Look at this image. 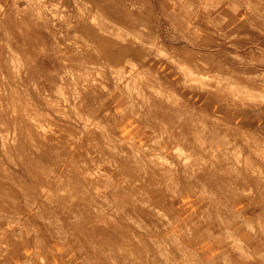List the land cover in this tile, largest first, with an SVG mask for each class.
I'll list each match as a JSON object with an SVG mask.
<instances>
[{
	"label": "rangeland",
	"instance_id": "1",
	"mask_svg": "<svg viewBox=\"0 0 264 264\" xmlns=\"http://www.w3.org/2000/svg\"><path fill=\"white\" fill-rule=\"evenodd\" d=\"M241 1L243 5L248 4L252 9L253 15L258 17L260 24L255 26L258 27V31L262 36L264 34V0ZM161 8L162 6L159 0H0V177L9 181L6 183L7 187L13 190L11 195L6 193L5 190H2V193H0L3 198V201L0 198V223L4 224L3 227H0V232L10 225L17 230V238L20 237L19 234L23 236L33 235L37 237V243L40 245L42 244L40 240L41 233L38 231V222L40 220L42 225L46 226V228L48 227L47 231L49 233L57 236L60 240H66L69 238L70 232L56 228L58 223L54 220L55 214L52 209V205L55 203L61 208L64 207L69 211L79 214L85 212L90 213L93 215L92 218L94 217V213L99 211L100 208L98 207L102 208L100 212L105 216L107 210L112 209L113 211H117L118 207L131 208L141 205L143 208L149 207L148 211L152 209L156 213L159 220L158 224L169 222L171 227L178 230L176 226L179 223L174 222L173 217L169 215L170 210H164L163 206L166 205L165 203L169 199H173L178 194L179 188H181L182 179L178 167L182 163H184L185 167L190 166L182 161L184 160V153H179L180 150L175 149L176 155L177 153L179 155H177L175 167L178 170L180 182L178 186L173 185L171 187H169L167 181L163 184H158L153 173H149L150 175L147 174V176L139 175L140 172L137 170L138 167H136L137 160L134 157L138 154H147L149 155V159H152L154 155L163 153L169 157L166 151L174 150L176 146L178 147L176 145V142H179L178 136L173 135L170 137L171 141H173L172 143L166 142L167 140L165 139H154L152 141L153 143L151 142V144L145 147L134 143L132 139L123 140L117 138V134L107 121L112 116L110 107L104 108V114L98 121L97 118L94 121L91 120V114H89L92 107L102 104V98L105 96L109 97L107 98V103H111V101L120 100L122 95L125 94L126 99L123 102L126 105L129 103L133 104V98L130 99L128 91L130 89L132 91L136 86L131 83L130 88H128L125 83L126 78L128 77L127 79H129L137 67L135 64L133 65L131 59H128V57L125 58L126 50L124 49V45L126 43L141 48L142 54L153 51L154 54H158L161 57L172 58L170 54H167L166 51L164 52L161 46L158 47L151 40L154 35L153 28L162 19V15L158 14L157 11ZM165 8H184L180 12V16L187 21H190L192 16L193 23L195 24L192 31L194 30L196 36L202 37L200 40L202 46L212 47L213 52H215L214 55L218 56L213 59V74H216L215 78L227 76L238 82H246L247 80L248 83L250 82L252 84L262 83L264 80V72H249L246 75L227 74L226 76L221 73L222 70L224 71L223 63L230 64V66L235 68L238 66L245 67V65L255 66L260 63L257 60L252 62L249 58H242L224 52L227 47H238V43L236 42L238 37L248 36L251 38V35H248L249 33L241 34L235 29L225 32L214 19L206 22L208 24L211 23L212 26L205 27L201 23L202 19L198 20L196 17L197 14H194V10L192 11L193 7L188 4L185 6L177 5L175 1L167 0L165 7L163 6V9ZM108 14L110 16L114 15V18L112 16L108 17ZM166 19L171 21L169 15L166 16ZM181 35L188 36V33H182ZM190 35H193V32ZM53 62H55L54 67L47 68ZM111 62H118V65H120L117 66L116 64L111 66ZM127 68L129 72L125 74ZM150 73L148 71L144 73L146 77L144 79L146 80L145 83L149 87H151V83L153 82L150 78L153 73ZM155 76L153 75L152 78ZM157 78L156 76L153 79L155 80ZM190 79L194 80L187 76L186 80ZM149 81L151 82L148 83ZM197 81L195 80L194 82L196 83ZM199 82L198 85L202 87L201 89L204 91L213 90V93H216V96L218 95L216 101L217 111L215 113L217 119L215 120L219 128H223L226 131L225 128L228 123L221 117L224 113L223 111L228 108L230 109L226 113L229 116H235L237 113L239 115H247L249 112L256 115L257 109L263 110L261 113L264 115V95L257 96L253 93L248 94L247 88L241 87L239 83L235 82L232 86L235 90V96L228 97L230 98L231 104L226 108L223 105L225 98L222 99L220 96L221 92H215L213 88L204 87ZM53 83L55 84V90L50 91L49 88ZM41 85L42 92L39 94L45 106L43 104L40 108L38 103L33 100V96H36L35 94H37V90L41 88ZM117 85L119 87L116 88ZM154 91L161 95L163 94L161 89H154ZM174 96L175 94L171 96L173 100H175ZM175 97L177 100L178 97ZM103 105L105 107L107 106L105 104ZM134 113L136 114L137 112L134 111ZM201 115L202 117L209 116L203 110L201 111ZM136 116L143 118L138 114ZM228 131L234 134L231 138L226 132H223L214 137L210 145H207L204 139L200 141L202 139L201 137L197 138L198 141L195 142L199 147L210 146L211 148L214 146H218L219 148L223 145L227 146V144L231 145L234 138L239 141L237 144L248 145L254 143L253 138L249 135H244L241 129L230 128ZM256 134L255 142L259 145H264V134L261 132H256ZM82 138L102 140L95 141V143L90 144L92 146L83 148L79 145L80 143H76L78 139ZM261 141L263 144H261ZM157 142H161V144H157ZM174 142L175 144H173ZM256 143L254 144L257 145ZM52 144L56 146L55 149L49 148ZM128 144L133 146L130 147L131 145L129 146ZM171 144L173 145L171 146ZM61 145L67 146L61 147ZM179 145L180 147H176L177 149L182 148L180 142ZM135 149H137L136 152L133 151ZM144 149L147 150L145 151ZM256 150H259V148ZM120 152L125 157L129 156L128 154L132 155L133 159L130 161L135 162H133L132 166L130 165V169H127V162L119 160L121 156L117 153L121 154ZM115 153L118 158L117 162L114 161L116 160ZM215 154L219 155L217 153ZM80 155L86 156L89 160L84 162L82 159H79L81 161L77 159L79 163L72 162V160L74 161V157H79ZM231 155L226 154L227 157ZM197 156L192 158L194 159L196 157L201 162L197 163V166L196 163L191 165L195 166L197 170L203 167L206 161L208 163L207 165L210 163L213 164L214 162L226 164V166L228 164V162L218 160L219 156H216L217 161L215 160V156H213L214 158L210 157V161L205 159V162L203 161L204 159H200L202 157ZM231 157H228L231 159L229 163L232 162ZM41 160L43 161L41 162ZM118 162H125V165L122 163L124 167L122 165V167L120 166L121 170L123 168L129 171L127 172L125 170V173L122 172L124 174L121 173L123 178L121 180V186L125 185L128 187L131 185L136 189L137 193L119 190L117 187L118 178L116 173L110 174L105 170L113 171L116 168L120 169V167H117L120 165ZM67 163L70 164L69 180L63 187L60 186V189H51L54 181L53 178H55V170L64 168ZM236 163L238 164V162ZM82 168L85 169L84 175L82 174ZM134 168L136 171H134ZM151 168L154 170L153 166ZM104 171L107 172L105 173ZM131 171L132 173L133 171L134 173L138 171V177L134 176ZM244 172L246 174H252L254 179L258 181V184L264 188V174H261L255 169H245ZM127 176L131 178L130 184L127 183L130 180L128 178L126 180ZM142 177H144L146 183L139 181ZM96 183L99 186L98 188L93 186ZM150 184H152L153 191L147 188ZM241 186L243 192L240 187L235 186L233 189L229 188L226 190L227 195L232 196L238 195L239 193L247 195L246 192L249 195L250 193L258 192L254 187L251 188V185L246 187L243 184ZM249 188L250 190L246 191ZM85 190L88 191L89 195ZM147 191L151 194L150 197L146 195ZM164 192L167 194L166 202V198L165 200L155 198L156 194H163ZM173 192L176 194H173ZM204 193L206 194V192ZM43 194L47 196L44 195L42 197ZM127 194L134 195L130 199L127 198ZM40 197L42 198L39 199ZM93 199L97 200L98 205L92 203ZM39 200H42L44 206ZM65 200L71 201L68 205L62 206L61 204ZM151 200L159 203L150 205ZM46 201L47 204L45 205L44 202ZM71 202L74 206H72L73 204ZM7 203L12 210H7ZM160 203H163L162 207H159ZM38 204H40V207L37 206ZM83 205L86 210L83 209ZM29 208L32 214V220L30 218L26 219V214H24L25 209ZM160 208H162V213L158 211ZM48 218H51L53 221L49 223ZM104 218L95 220L94 226L90 224L91 226L89 228L81 227L74 229L78 233L76 234L78 240L80 237L84 238L81 246L86 247V251L90 252L86 243L94 235V230L96 233L101 231V235L98 234L95 238L98 246V243L103 244V238H105V234L109 230L108 228H112L108 225L102 226ZM84 219V223H88L87 214L84 216ZM88 220L91 221L92 219ZM222 222L225 221L223 220ZM49 224L53 227L49 228ZM158 224H148L147 226L137 223L135 224L134 230H136V233L138 232L139 237L146 239L149 236L148 234H150L146 230L154 228ZM182 225L183 223L181 227ZM88 230L90 231L88 232ZM211 233L212 229H209L208 225L205 234L209 237ZM222 236L226 240L230 238L228 241L232 242L233 247L236 245L240 252L243 250V242H241L235 233L224 234ZM121 237L126 238V236L122 235ZM231 238L235 239L232 240ZM183 239L196 252L197 259L192 258L189 246L183 245L184 248H180L182 245L174 241L168 243L169 248L164 247L163 249V247L159 246L160 249H158L157 243H155H159V237H157L153 241L144 240L141 244L136 241V245L142 246L141 250L135 256L127 255L124 264H159L158 261H161L160 264H199L200 262L204 264H236L234 259H231L230 253L221 251L217 255L212 254L208 261H204L194 244V240L190 244L189 240L186 238ZM166 248H168V251ZM181 251H184L185 256ZM163 252L164 254H168H165L166 256L161 255L160 253ZM183 256L185 258L184 260ZM146 257L148 258L147 261L145 260ZM193 259L195 260L192 261ZM240 259L247 263L258 260L249 254L241 255ZM100 260L104 261L103 263L105 264H113L112 262L114 264H121L116 261L120 260L116 259V256L114 259L110 258V251H104L101 258L98 259V262ZM199 260L200 262H198ZM90 263L93 264L92 258Z\"/></svg>",
	"mask_w": 264,
	"mask_h": 264
},
{
	"label": "crops",
	"instance_id": "2",
	"mask_svg": "<svg viewBox=\"0 0 264 264\" xmlns=\"http://www.w3.org/2000/svg\"><path fill=\"white\" fill-rule=\"evenodd\" d=\"M173 1L177 5L185 6L188 4L192 6V11L194 10V14H197L198 20L202 19L201 23L205 27L212 26L211 23L208 24L206 22L214 19L225 32L235 29L238 33H249L248 35H251V38L248 36L238 37L236 41L238 47H227L224 52L242 58H249L252 62L257 60L260 63L255 66H238L239 68L223 63L224 71L222 70L221 73L226 76L227 74L246 75L249 72H264V65H262L264 63V34L261 36L258 27L255 26L259 25L260 21H258V17L253 15L252 9L248 4L243 5L241 0ZM159 3L162 8L157 11L158 14L162 15V19L153 28L154 35L151 40L174 58L161 57L158 54H154L153 51L142 54L141 48L126 43L124 45V49L126 50L125 58L130 57L136 60L139 63V67H146L149 72L158 78L154 80L150 77L154 84L152 87L147 86L145 83L140 84L143 96L138 93L139 91L135 87L132 91L131 89L128 91L130 99L133 98V104L129 103L126 105L123 102L126 99L125 94L122 95L120 100L111 101V103H107L108 96H105L102 98L100 106L95 105L91 108V112L89 113L91 114L90 118L93 121L97 118L98 121L104 114V108L110 107L112 116L107 121L119 139H132L134 143L146 146L151 144L154 139H165L167 140L166 142H172L170 137L177 135L178 137H176L182 145L180 153H191L193 156L199 155L204 159H210L215 153L219 155L233 154L235 156L231 157L232 162H228L227 166L226 164L219 163L213 165L205 163L203 167L197 170L195 166L190 165L185 167L181 164L178 169H180L182 183L178 194L168 201L167 194L155 195V198H162L164 200L166 198V205L163 206V203H160L159 207L163 206L164 210H170L169 215L173 217L174 222L179 223L176 226L178 230L171 227V224L168 226V222L158 224L159 220L156 213L152 209L148 211L149 207L143 208L141 205L131 208L118 207L117 211H113L112 209L107 210L106 217L104 216L102 226L108 225L112 227L108 228L109 230L105 234L106 241L109 236V240L118 241V238H120L122 242L124 237H121V235L127 238L133 232L139 237L138 232L136 233V230H134L135 224L139 223L140 225L145 224L148 226V224L156 223L158 225L151 229H157L158 232L153 236L149 235L146 239L142 238L143 240L149 241L157 239V237H159V241L161 239L166 240L172 235L177 238L181 245L189 246L183 238L189 240L190 244L194 240V244L204 261H208L212 254L217 255L221 251L230 253L231 259H234L236 264H264V203H261V200L264 201V188L262 186L259 187L258 181L254 179L252 174L244 172L245 169H255L257 171L260 170V173L264 174V157L256 153V148L258 147L262 149L260 152L263 151L262 153H264V145L237 144L239 141L235 140V136L231 145L227 144V146L223 145L219 148L218 146H214L213 148L199 147L195 142L197 138L201 137L207 145H210L214 137L223 132H226L231 138L234 134L228 131L230 128L241 129L244 135H249L254 140L256 132L264 134V115L261 113L263 110L257 109L256 115L252 112H249L250 114L247 113V115H239L236 112L237 115L229 116L226 112L230 109L227 106L231 102L230 98H225L223 105L228 109L223 111L224 113L221 118H224L229 125L227 124L226 131L218 127L215 120L217 119V115L215 114L217 111V97L215 93L209 90L204 91L197 83L194 84L186 81L187 74H185L187 71L188 73L191 71L190 73L193 74L201 71L212 75L214 70L213 59L218 56L214 55L215 52H213L212 47L202 46V42H200L202 37L196 36L194 30L192 31L195 25L192 16L191 22L180 16V12L184 8L163 9L167 0H159ZM167 15L170 16L171 21L166 19ZM112 18H114V15ZM192 32L193 35H190ZM182 33H188V36H182ZM54 63L49 64L47 68H53ZM182 63L186 65V68L183 67ZM137 81L139 80L137 79ZM54 83L49 88L50 91L55 90ZM240 83L248 87L250 86L257 96L264 95V80L262 83L255 84L248 83L247 80ZM128 84V88H130V83ZM154 89H161L163 94L155 92ZM41 92L42 85L37 90L36 96H33V100L38 103L40 108L44 104L39 94ZM172 94H175L179 98L178 102L172 99ZM103 104L107 106L105 107ZM202 110L208 113L209 116L202 117ZM134 111L137 113L135 114ZM231 111L233 112L232 109ZM137 114L143 118H138ZM101 140L82 138L78 139L76 143H80L81 147L86 148L92 146L90 145L91 143ZM254 143L256 142L254 141ZM63 146L67 145H61V147ZM49 148L55 149L56 146L52 144ZM166 152L170 158L163 153L154 155L151 160L167 158L173 160L176 165V158L179 155L177 156L174 150H167ZM237 154L240 156L236 157ZM134 157L135 160L138 159L137 156ZM147 158H149V155L144 157V159ZM77 159H82L84 162L89 160L86 156L80 155L79 157H74V161L72 162L79 163L81 161H77ZM121 159L128 162V166L130 165L129 161L133 158L130 156L129 159H126V157L123 158L121 156ZM236 160H239V162ZM139 163L137 161L136 166L141 165V162ZM58 170H62V168ZM105 170L110 174L116 173L119 190L137 193L136 189L131 185L128 187L125 185L121 186V180H123L121 172L125 170H120L119 168L113 171ZM157 176H161V173L158 172ZM175 176L176 182L173 181L172 177L168 176H164V178L159 177V180L162 184L167 181L169 187L173 185L178 186L180 176H178L176 167ZM7 182L9 181L0 177V193H2V190H5L6 193L11 195L13 190L7 187ZM143 183H146V181ZM243 184L246 187L251 185V188L254 187L258 192L250 193L249 195L242 193L232 196L227 195V189H233L235 186L240 187ZM147 188L153 191L152 184L148 185ZM133 195L127 194V198L131 199ZM146 195L148 197L151 196L148 191ZM0 198L3 201L2 194ZM39 202H42V200H39ZM150 202V205L159 203L154 200ZM44 204L46 205L47 201ZM6 207L7 210H12L8 203ZM52 209L55 214L54 220L58 223L56 228L70 232L69 238L60 240L57 236H53L47 231L48 227L46 228V226L42 225L39 220L38 231L41 233L40 240L42 242L39 245L37 237L33 235H25L23 240H19V237L17 238V230L9 225L0 232V264H91V258L94 263H97L98 254L86 251V247L81 246L84 238L80 237L78 240L76 237L78 233L74 230L81 227L89 228L91 225L94 226V217L91 221L87 220L88 223L85 224V213L79 214L69 211L64 207L61 208L56 203L52 205ZM158 211L160 213L163 212L162 208ZM24 214H26V219L30 218L32 220L30 208L25 209ZM223 220L225 222H222ZM51 221L53 220L49 218V223ZM180 223H183V228ZM208 225L209 229H212L209 237L205 234ZM3 226L4 224L0 225V227ZM51 227L53 226L49 224V228ZM233 233L243 242L244 248L241 252L236 245L233 247L232 242L224 239L222 236ZM189 251L191 253L194 252L191 246H189ZM117 252V250H111L110 254L116 256V259H120L116 260L117 262L124 264V260L128 254L125 252L118 254ZM136 254L133 255L135 256ZM246 254L252 255L258 260H253L251 263L242 261L240 256Z\"/></svg>",
	"mask_w": 264,
	"mask_h": 264
},
{
	"label": "bare ground",
	"instance_id": "3",
	"mask_svg": "<svg viewBox=\"0 0 264 264\" xmlns=\"http://www.w3.org/2000/svg\"><path fill=\"white\" fill-rule=\"evenodd\" d=\"M156 38V37H155ZM155 44V43H154ZM159 47V46H158ZM163 51V50H162ZM165 52V51H164ZM174 58V57H173ZM177 58V57H176ZM128 59H131L130 57H128ZM132 61V63H133V65L135 64V66L137 67L136 68V70L135 71H133L132 72V75H131V77L127 80V78H126V83H125V85L126 86H128L129 84L128 83H133V85H135L136 86V88H137V90L139 91V93L143 96V93H142V91L140 92V90H141V85L140 84H142V83H145V81L146 80H144L146 77H145V75H144V73L145 72H147L148 70L146 69V67H139L138 66V62L136 61V60H134V59H131ZM10 61H12V60H10ZM111 64V66H113V65H116L117 64V66H119L118 65V62H111L110 63ZM182 65H183V67L184 68H186L185 66V64L184 63H182ZM129 69L127 68V71L125 72V74H127L129 71H128ZM184 70V69H183ZM188 70V69H187ZM135 72V73H134ZM149 72V71H148ZM191 72V71H190ZM189 72V73H190ZM188 73V71L187 72H185V74H187V76L188 77H190V78H192V79H194V80H186V81H189V82H192V83H195L194 81L196 80H198L196 83L198 84V82H199V84H201L202 83V85L205 87V86H207V87H209L210 89H214L215 90V92H217V91H219V92H221V94H220V96L222 97V99H224V98H228L229 96H235V90H234V88L232 87L233 86V84L235 83V82H237V83H239L240 84V86L241 87H244V88H247L248 90H247V92H248V94H250V93H253L254 94V91L251 89V87L249 86H246V85H241V83L240 82H238V81H236V80H232L231 79V77H224L223 75V77L221 78V77H219V78H215V76H216V74L214 75V74H208V73H206V72H201V71H198V72H196L195 74H193V73H190L189 74ZM147 74V73H146ZM151 74V73H150ZM149 74V75H150ZM152 76L154 75V74H151ZM220 75V74H219ZM151 76V77H152ZM187 76H186V78H187ZM148 78V77H147ZM153 78H156V76L155 77H153ZM137 79L139 80V81H137ZM149 79V78H148ZM150 80V79H149ZM155 80H157V79H155ZM151 81H149L148 83H150ZM146 85H147V83H145ZM154 85V84H153ZM152 85V83H151V87L153 86ZM201 85V86H202ZM117 87H119V86H116V88ZM200 87V86H199ZM203 87V88H204ZM200 88H202V87H200ZM211 92H214L213 90H211ZM216 94V93H215ZM246 94V93H245ZM247 95V94H246ZM216 96V95H215ZM218 96V95H217ZM216 96V97H217ZM237 97V96H236ZM109 98V97H108ZM218 98H220V97H218ZM232 98H234V97H232ZM174 101H179L178 99L176 100V97L174 96ZM231 102V101H230ZM96 122V121H95ZM226 122V121H225ZM203 130V129H202ZM262 133V132H261ZM257 135V134H256ZM105 137H107V136H105ZM104 137V138H105ZM256 137H258V136H256ZM260 137H261V135H260ZM263 137V136H262ZM257 139H259V138H257ZM256 139V140H257ZM174 140V139H173ZM203 139H201L200 141H202ZM259 140H261V139H259ZM108 141V140H107ZM157 141V140H156ZM177 141V140H176ZM198 141V139L196 140V142ZM254 141H255V139H254ZM264 141V140H263ZM173 142V141H172ZM171 142V143H172ZM204 142V141H203ZM257 142H258V140H257ZM153 143V142H152ZM158 143H160L161 144V142H157V144ZM173 144H175V142L173 143ZM173 144H171V146L173 145ZM180 144H181V142H180ZM251 145H253L252 143H250ZM257 145H258V143H256ZM261 144H263L262 143V141H261ZM129 145V144H128ZM131 145V144H130ZM129 145V146H130ZM168 145V144H167ZM176 145H178V147H180V145H179V142L177 143L176 142ZM249 145V144H248ZM133 145H131L130 147H132ZM182 146V145H181ZM136 147V146H135ZM134 147V148H135ZM146 147V146H145ZM177 147V146H176ZM174 148V151H176V150H181V149H177V148ZM206 147V146H205ZM210 147V146H209ZM133 148V149H134ZM151 148H153V147H151ZM259 148V147H258ZM124 149H126V148H124ZM147 149H149V148H147ZM147 149H144L145 151L147 150ZM176 149V150H175ZM257 149V148H256ZM121 150H123L122 148H121ZM130 150H132V149H130ZM136 150L137 149H135V150H133V151H135L136 152ZM143 150V151H144ZM260 150L261 149H259V150H256V153L257 154H259V155H262V157H264V153H260ZM124 151V150H123ZM149 151V150H148ZM263 152V151H262ZM121 153V152H120ZM124 153H126L125 151H124ZM139 153V152H138ZM137 153V154H138ZM179 153H180V151H179ZM184 153V160H182V161H184L185 162V164H188V165H193V164H195L196 163V166H197V163H199V162H201V160H199V159H196V157L193 159L192 157H194L191 153H185V152H183ZM119 156H122L123 158H125V156H123L124 154L123 153H121V154H119V153H117ZM116 153H115V158H116V160H114V161H116L117 162V160H118V158L116 157V155H117ZM132 154H133V152H132ZM146 154V153H145ZM129 156H127L126 157V159H129L130 158V156H132L131 154H128ZM177 155H178V153H177ZM225 155V156H224ZM118 156V157H119ZM137 156V161H138V163L139 162H141V165H138V166H136V167H138V169L137 170H139V175L141 174V176H147V174H149V173H153L154 174V176L156 177L155 178V180L157 181V183L158 184H162L161 183V181L159 180V177L161 178V177H163L164 178V176L165 177H172L173 178V181L174 182H176V176H175V163H174V161L173 160H169V159H167V158H163V159H154V160H151V159H149V158H147V159H144V157H146L147 155H143V154H138V155H136ZM213 156H215V160H216V156H219V159L218 160H220L221 162L222 161H224L225 160V162H229V159L230 158H228V157H231V156H235V155H231V156H226V154H223V155H213ZM212 156V157H213ZM223 156V157H222ZM238 156H240V155H236V157H238ZM114 157V156H113ZM197 157H199V156H197ZM201 157V156H200ZM180 158V157H179ZM214 158V157H213ZM182 159V158H181ZM200 159H204V158H200ZM222 159V160H221ZM67 160L68 161H70L68 158H67ZM119 160H124V159H119ZM207 160H209L210 161V159H207ZM73 161V160H72ZM125 161V160H124ZM204 162L206 161L205 159L203 160ZM202 161V162H203ZM217 161V160H216ZM246 161H247V159H246ZM132 162H135V161H129V163H130V165L132 166ZM211 162H213V161H211ZM238 162H239V160H238ZM119 163V162H118ZM117 163V164H118ZM123 162H120L118 165L119 166H117V167H120L121 165L123 166V164L125 165V162L122 164ZM128 163V162H127ZM127 163H126V166H127ZM215 163V162H214ZM213 163V164H214ZM217 163V162H216ZM63 164H65V163H63ZM70 164H71V162H70ZM70 164H66L65 165V167L64 168H62V170L60 171V170H55L56 171V173H55V178H53L54 179V181H53V185H52V187H51V189L52 188H56V189H60L59 187L61 186V187H63V185H65V183H67V181L69 180V174H70ZM140 164V163H139ZM183 165H184V163H182ZM201 164V163H200ZM200 164H198V165H200ZM203 164V163H202ZM206 164H208L207 163V161H206ZM213 164H209V165H213ZM130 165H128L127 166V169L130 167ZM166 165V166H165ZM121 166V167H122ZM126 166H125V168H126ZM154 167V170H152V168L151 167ZM187 166V165H186ZM201 166V165H200ZM199 166V167H200ZM121 167H120V170H121ZM124 167V166H123ZM83 169V175H84V173H85V169L84 168H82ZM130 169V168H129ZM122 170H126V169H123L122 168ZM131 170H133V169H131ZM134 171H136L135 170V168H134ZM134 171H133V173H132V171H131V173L134 175V176H137V174H138V171H137V173H136V175H135V173H134ZM81 172V171H80ZM105 173L107 172V171H104ZM103 172V173H104ZM124 172V171H123ZM127 172H129V171H127ZM158 172H160L161 173V176H157V174H158ZM171 172V173H170ZM258 172H261L260 170H258ZM122 173V172H121ZM125 173V172H124ZM124 173H122V174H124ZM126 175V174H125ZM132 175V176H133ZM150 175V174H149ZM131 176V175H130ZM133 176V177H134ZM123 177H125V176H123ZM138 177V176H137ZM149 177V176H148ZM128 176L126 177V180H128V179H130V180H128L127 181V183L128 184H130L131 183V178H128ZM107 179L109 180V178L107 177ZM110 179H111V177H110ZM125 181V180H124ZM136 181V180H135ZM138 181V180H137ZM140 182H145L146 180L144 179V177H142L140 180H139ZM138 181V182H139ZM93 186L95 187V188H98L99 186H98V184L96 183V184H93ZM262 185H259V187H261ZM108 187H109V185H108ZM241 187H243V186H241ZM240 187V189H242ZM263 187V186H262ZM87 188V187H86ZM103 188V187H102ZM85 189V188H84ZM91 189V188H90ZM93 189V188H92ZM106 189V188H105ZM239 189V188H238ZM49 190H50V188H49ZM48 190V191H49ZM86 191V190H85ZM84 191V192H85ZM104 191V190H103ZM173 191V190H172ZM242 192H243V189L241 190ZM246 191H249V190H246ZM245 191V192H246ZM87 192V194H88V191H86ZM85 192V193H86ZM90 193V192H89ZM99 193H100V191H99ZM247 193V195H248V192H246ZM245 193V194H246ZM163 194H166L165 192L163 193ZM173 194H176L175 192H173ZM45 194H43V196H44ZM89 195V194H88ZM45 196H47V195H45ZM103 196V195H102ZM101 196V197H102ZM120 198V197H119ZM102 199V198H101ZM114 199V198H113ZM71 201V200H70ZM70 201H68V200H65V201H63V203L61 204L62 206L63 205H68L69 204V202ZM95 201V202H94ZM65 202H68V203H65ZM90 202V201H89ZM72 203V202H71ZM92 203L93 204H97V200H95V199H93L92 200ZM261 203H264L263 202V200H262V202ZM41 204L43 205V202H41ZM73 204V203H72ZM85 204V203H84ZM124 204V203H123ZM40 204H38L37 206H39ZM71 205V204H70ZM87 205H88V202H87ZM90 205V204H89ZM98 205V204H97ZM44 206V205H43ZM72 206H74V204L72 205ZM40 207V206H39ZM42 207V206H41ZM83 207H84V205H83ZM48 208V207H47ZM98 208H100V209H102L101 207H98ZM72 209H73V207H72ZM78 209V208H77ZM83 209H85L86 210V208L84 207ZM82 209V210H83ZM94 209V208H93ZM99 209V211H97V212H95L94 213V220H101L102 218H104V216L101 214V210ZM85 210H84V212H85ZM91 210V209H90ZM89 210V211H90ZM86 213V212H85ZM87 214V218L88 219H92V216H91V214L90 213H86ZM87 219V220H88ZM48 220H49V218H48ZM48 220H46V221H48ZM45 221V220H44ZM49 222V221H48ZM169 222L167 223V225L169 226ZM104 227V226H103ZM138 227V226H137ZM140 227V226H139ZM144 231V230H143ZM148 233H150V234H148V235H150V236H153V235H155L157 232H158V230L157 229H151V228H149V230H146ZM98 234H100L101 235V231H99L98 233H96V231L94 230V235H92L91 236V239H88L87 240V243H86V245L88 246V248H89V250H90V252L91 253H97L98 254V259L99 258H101V256H102V253L104 252V251H111V250H113V251H115V250H117L118 252V254H120L121 252H127L128 253V255H130V256H132L133 254H135V253H138L139 252V250H141V247L142 246H138V245H136L135 243H136V241L137 242H139L140 244H141V242L142 241H144L143 239H142V237H137V235H135V233L133 232L132 233V235L131 234H129L128 236H127V238H124L123 239V241L121 242V240H120V238H118V241H113V240H109V236H108V240L106 241V238H103V244H101V243H98V246H97V242L95 241V238L98 236ZM141 234V233H140ZM19 240H23L24 239V236L22 235V234H19ZM94 237V238H93ZM230 239V238H229ZM228 239V240H229ZM232 240L233 239H235V238H231ZM151 241H153V240H151ZM172 241H174V242H176V243H178V244H180L179 242H178V240H177V238H175L174 236H169V238H167L166 240H163V239H161L160 241H159V243L158 242H155V243H157V247H158V249H160L159 248V246H161V247H163V249H164V247H168L169 248V245H168V243H170V242H172ZM235 242V241H234ZM233 242V243H234ZM100 244V245H99ZM143 244V243H142ZM175 246H177V245H175ZM98 247V248H97ZM145 247H146V245H145ZM144 247V248H145ZM183 247V245L180 247V248H182ZM168 248H166L167 249V251H168ZM184 248V247H183ZM111 249V250H110ZM162 249V250H163ZM166 249H165V251H166ZM179 249V248H178ZM177 249V250H178ZM182 250H184V249H182ZM99 251V252H98ZM164 251V250H163ZM180 251V250H179ZM89 252V251H88ZM145 252V251H144ZM147 252H150V251H147ZM184 252V251H183ZM182 251H181V253H183ZM154 254V253H153ZM161 255L163 254V255H165V254H168V253H165L164 254V252L163 253H160ZM190 254V253H189ZM171 255V254H170ZM173 255V254H172ZM183 255L185 256V254L183 253ZM103 256H105V255H103ZM147 256H148V253H147ZM166 256V255H165ZM168 256V255H167ZM182 256V255H181ZM184 256H183V260L185 259L184 258ZM154 257V256H153ZM162 257V256H161ZM192 257L193 258H196L197 259V257H196V252L194 251V252H192ZM105 258V257H104ZM110 258H112V259H114L115 258V256L114 255H112V254H110ZM152 258V257H151ZM174 258V257H173ZM98 259H97V263L95 262L94 263V261H92V263L93 264H105V263H103L104 261H99L98 262ZM142 259V258H141ZM153 259V258H152ZM152 259H150V260H152ZM143 260H144V258H143ZM146 261L148 260V258L146 257V259H145ZM175 260V259H174ZM195 259H193L192 261H194ZM111 261V260H110ZM131 261V260H130ZM177 261V260H176ZM185 261H188V260H185ZM184 261V262H185ZM197 261V260H196ZM112 262V261H111ZM116 262V261H115ZM135 262V261H134ZM152 262H153V260H152ZM159 262V264H160V262L161 261H158ZM189 262H190V259H189ZM198 262H200V260L198 261ZM113 264H114V262H112ZM137 263H138V261H137ZM147 263V262H146ZM167 263V262H166ZM179 263V262H178ZM186 263V262H185ZM201 263V262H200ZM199 263V264H200ZM39 264H41V263H39ZM158 264V263H157ZM198 264V263H197ZM201 264H204V263H201Z\"/></svg>",
	"mask_w": 264,
	"mask_h": 264
}]
</instances>
